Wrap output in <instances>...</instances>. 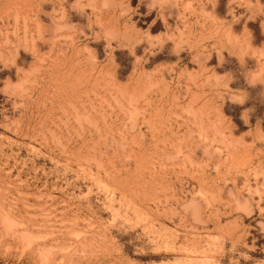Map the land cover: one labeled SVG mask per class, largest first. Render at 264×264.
<instances>
[{
  "label": "rangeland",
  "instance_id": "1",
  "mask_svg": "<svg viewBox=\"0 0 264 264\" xmlns=\"http://www.w3.org/2000/svg\"><path fill=\"white\" fill-rule=\"evenodd\" d=\"M0 264H264V0H0Z\"/></svg>",
  "mask_w": 264,
  "mask_h": 264
},
{
  "label": "bare ground",
  "instance_id": "2",
  "mask_svg": "<svg viewBox=\"0 0 264 264\" xmlns=\"http://www.w3.org/2000/svg\"><path fill=\"white\" fill-rule=\"evenodd\" d=\"M56 25H57V24H56ZM57 26H58V25H57ZM57 26H56V27H57ZM42 66H43V65H42ZM50 66H51V65H50Z\"/></svg>",
  "mask_w": 264,
  "mask_h": 264
}]
</instances>
